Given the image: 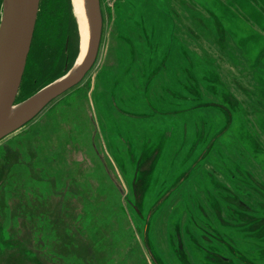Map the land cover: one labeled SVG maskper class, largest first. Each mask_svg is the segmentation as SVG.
<instances>
[{
  "label": "rangeland",
  "instance_id": "1",
  "mask_svg": "<svg viewBox=\"0 0 264 264\" xmlns=\"http://www.w3.org/2000/svg\"><path fill=\"white\" fill-rule=\"evenodd\" d=\"M100 7L92 68L0 141V264H264V0Z\"/></svg>",
  "mask_w": 264,
  "mask_h": 264
},
{
  "label": "water",
  "instance_id": "2",
  "mask_svg": "<svg viewBox=\"0 0 264 264\" xmlns=\"http://www.w3.org/2000/svg\"><path fill=\"white\" fill-rule=\"evenodd\" d=\"M40 0H3L0 24V141L33 120L77 86L95 63L102 33L100 0H86L89 39L79 67L16 103L30 51Z\"/></svg>",
  "mask_w": 264,
  "mask_h": 264
},
{
  "label": "trees",
  "instance_id": "3",
  "mask_svg": "<svg viewBox=\"0 0 264 264\" xmlns=\"http://www.w3.org/2000/svg\"><path fill=\"white\" fill-rule=\"evenodd\" d=\"M1 6L2 0H0V15ZM64 9H66V11H68L72 15L71 0L40 1L38 16L28 58L32 57L33 54L38 55L40 53L39 56L42 57V59L36 57L35 61L31 65V72L28 73L25 71L17 95L16 103H19L31 96H26V98L24 99L20 98L19 94L23 88V81L24 83L27 82L29 84V82H31L32 80H36L37 70L40 68L43 69L42 62H44L45 65L49 61V63L52 64V68L54 70L63 69V73H57L53 75V77L47 82L41 81L40 85H42V87L40 89L63 77L66 73H68V71H70V69L74 65L79 55L78 28L75 29L73 36H69L65 32H62L59 25L56 26V24L54 23L55 17Z\"/></svg>",
  "mask_w": 264,
  "mask_h": 264
},
{
  "label": "bare ground",
  "instance_id": "4",
  "mask_svg": "<svg viewBox=\"0 0 264 264\" xmlns=\"http://www.w3.org/2000/svg\"><path fill=\"white\" fill-rule=\"evenodd\" d=\"M72 6H73V13L79 28V55L73 66V69L75 70L77 67H79V65L83 61L87 51L88 39H89V26H88L86 0H72Z\"/></svg>",
  "mask_w": 264,
  "mask_h": 264
}]
</instances>
